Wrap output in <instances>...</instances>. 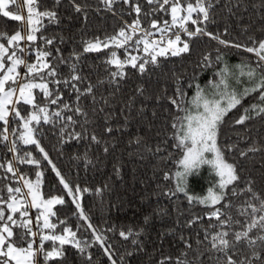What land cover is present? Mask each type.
<instances>
[{
    "label": "trees",
    "instance_id": "1",
    "mask_svg": "<svg viewBox=\"0 0 264 264\" xmlns=\"http://www.w3.org/2000/svg\"><path fill=\"white\" fill-rule=\"evenodd\" d=\"M190 2L195 3V0ZM210 2L212 8L209 9V21L197 25L188 22L186 26L190 30H195L196 27L206 28L221 39L248 47L256 46L253 45V40L264 39V0ZM40 3L41 11L51 9L57 12L58 22L49 23L45 19L44 27L37 33L38 39L35 42H20V47L25 48L27 54L16 49L17 54L33 63L37 48L51 52L48 61L56 68L57 76L46 77V82L53 92L50 99L56 95H60L62 99L56 105L48 104L49 113L61 109L67 103L72 109L82 108L86 116L65 110L63 116H73L75 124L53 117L48 124L41 121L40 125H33L37 129L36 139L52 162L49 164L35 145H24L17 139L23 129L19 128V120L14 118V114L10 115L8 140L0 142V165L5 166L0 167V200L9 201V187H20L22 193L26 194L19 176L35 181L37 171L43 173L40 184L43 198H64V204L53 206L56 215L51 220L57 224L55 233L62 234L64 227L71 228L85 251L80 252L66 244L63 246V256L51 259L47 264H111L104 249L95 242L93 229L104 238V245L109 248L116 264H160L162 260L164 264H176L177 257L188 264H217L218 258L223 259V254L211 249L212 235L221 230L228 231L227 238L231 240L233 234L242 231L246 222L251 220L250 216L240 215L239 209L246 207L245 202L251 195L241 190L248 187V182L251 181L253 190L264 197V116L255 117L250 112L249 115L254 118L243 125L235 123L245 108L259 103L256 99L258 93L244 97L241 104L228 113L219 129L218 143L226 160L236 167L240 176V181L234 185L239 194L232 196L229 193L225 201L216 206L226 213L223 219H227L229 215L233 218L223 228L218 221L207 216L212 209L195 202L190 205L183 193L171 194L175 192L174 174L181 170L177 162L183 155L181 149L173 147L177 143L174 138L177 129L172 125H179L177 117L185 115V112L171 103V99H177L182 108L193 112L195 107L191 104L192 98L196 96L198 89L204 93V90L213 87V82L220 80L216 73L222 70L224 64L249 63L255 66L257 58L243 49L220 45L208 36L189 39L180 32L181 40L190 45V53L175 57L170 54L159 56L158 63L149 62L145 65L144 73L126 65L123 78L113 77L111 73L117 69L106 62L112 51L121 60L127 59L128 54H131L138 58L137 64L150 61V55L143 51V44L135 43L143 33L137 32L125 47L116 48L112 45L99 52L84 53V42L95 41L97 38L103 41L131 24L137 19L132 7L135 4L142 8L139 17L141 27L153 32L149 39L160 41L162 34L151 29L150 22L155 19L162 26L164 20L171 21L170 14L153 11L158 5H148L146 0H131L129 4L117 0L111 10L101 0H60L59 5H55V0H40ZM74 5H79L81 11L77 12ZM10 7L13 11L17 10L15 6ZM23 14L27 15L26 9ZM193 18L202 19L195 13ZM17 30L26 34V28L22 29L20 22L0 15V32L11 36ZM177 31L178 28H172L164 34L165 40L174 39L173 33ZM40 36L52 39L53 43L46 44L44 39H39ZM0 43L8 46L5 37L0 36ZM74 54H79V59ZM206 54L210 55V61L204 62ZM217 55L222 57L220 61H217ZM73 66L75 74L80 75L81 80L71 81ZM18 71L23 77L26 69L21 66ZM53 79L61 83H52ZM65 80L69 81L67 87L63 83ZM20 82L26 81L21 79ZM72 84L81 92L91 86L92 92L77 100V92ZM244 85L243 88L237 86L235 90L239 93L250 86L247 79ZM177 89L183 93L182 99L177 96ZM34 93L37 94V102L43 106V95L39 90H34ZM17 107L25 117L32 111L30 106L22 103ZM4 127L3 122H0V132H3ZM13 128L17 129L15 134L12 133ZM61 128L65 129L63 133ZM109 128L110 132L107 131ZM73 133H80V137L74 139ZM92 136H96V141L92 140ZM12 141L16 142V153L8 150ZM253 147L258 150L248 151ZM29 152L40 161L39 167L14 159L16 156L25 157ZM242 152L245 155H241ZM8 161H12L17 170L16 176L6 171ZM52 165H55L73 190L77 186L89 189L80 194L78 202L93 229L88 228L85 221L80 219L72 197L59 183ZM201 166L205 168V173L210 172L208 167ZM200 170H194L193 173L198 177ZM166 173L169 176L167 180L164 179ZM203 179L202 190L196 196L206 195L207 189L215 183V177L211 181L206 177ZM97 189H101L100 194H97ZM13 195L21 198V194ZM227 202L231 203V207L223 208L222 205ZM252 203L259 206L258 201L253 200ZM0 208L4 209L6 219L11 214L6 203H0ZM248 211L251 212L250 209ZM28 212L33 221V231L39 232V228L35 226L37 209L29 208ZM260 214L257 213V216ZM14 218L19 220V213H15ZM61 220L65 223L60 224ZM236 220L240 223H235ZM3 223L4 221H0V224ZM129 229L133 234L124 240L119 233H127ZM14 231L18 246L26 247L27 242L19 239L23 230L15 228ZM259 235H264V231L259 228L250 233L252 239ZM27 239H34L33 247H39V235ZM133 240L136 241L135 244ZM55 246L60 247L58 241ZM52 247V241L44 242L45 251L52 250ZM253 250L261 256V260L254 261V264H264V242L259 240L252 247L241 242L235 249H230L229 254L234 252V258L242 259L250 257ZM89 256L91 260L88 259ZM165 257L172 259L165 260ZM36 261L37 264H46L43 254L38 255Z\"/></svg>",
    "mask_w": 264,
    "mask_h": 264
},
{
    "label": "snow or ice",
    "instance_id": "2",
    "mask_svg": "<svg viewBox=\"0 0 264 264\" xmlns=\"http://www.w3.org/2000/svg\"><path fill=\"white\" fill-rule=\"evenodd\" d=\"M101 2L108 10H111L112 6L117 3V0H101ZM130 2L131 0H123L124 4H129ZM146 2L148 5H158V8H154L153 11L166 12L171 16V21L164 20L162 26L155 19L150 22V28L162 34L160 41L149 39L153 35V32L141 27L142 22L139 17L142 13V8L139 4H135L132 7L133 11L136 13L137 19L133 20L131 24H127L124 28H121L117 34L107 37L103 41L97 38L95 41L84 42V53L99 52L112 45L116 48L125 47L137 32L143 33L135 43L137 45L143 44V51L150 55V61L145 60L137 64L138 58L136 56H131L122 61L117 57L116 52L112 51L110 58L106 62L109 65H114L117 69L115 72L111 73L113 77L119 76L123 78L125 76L124 68L126 65H130L132 68L138 69L140 73H144L146 71L145 65L149 62L152 64L158 63L157 58L159 56H167L170 54L175 57L190 53V45L187 41L181 40L180 32L187 35L189 39L198 36H208L210 39L216 40L220 45L243 49V51L247 53L254 54L257 58L255 66L249 63H241L236 66L239 69V75L236 76L237 83H240L241 77H245L250 85L245 87L242 92L238 93L228 83V78L234 74L226 66L216 73V75L220 77V80L212 84V86L217 89L215 95H218L219 99L209 100L203 96L202 90L198 89L196 96L191 100V104L197 109L195 113L182 108L177 99H171V103L175 105L178 110L185 112L183 117H177L179 125H177V123H173L172 125L174 129H177L174 136L177 143L173 145V147L181 149L183 155L177 162L182 170H178L174 174L175 192L171 194L183 193L190 205L195 202L212 209L207 213V216L210 219L214 218L218 221L221 228H223V226L232 222L233 218L229 215L227 219H223L222 217H224L226 213L222 211L221 207L216 206L221 205L222 201H225L229 193L232 196L239 194L234 185L240 181V176L238 175L236 167L226 160L225 154L218 143V133L228 113L240 105L244 97L253 93H258L256 99L259 103H253L249 108H245L243 114L235 120V123L243 125L247 120L254 118V116H264V39L258 41L253 40L252 43L256 46L248 47L221 39L219 35L207 31L206 28L196 27L195 30H190L186 26L188 22L192 25H197L198 23L203 24L209 21V9L212 8L210 0H195V3L190 2V0H183V2L182 0H146ZM59 3L60 0H55V5H59ZM10 6H15L17 10H11ZM74 6L77 12L81 11L79 5ZM40 7V0H22V3L21 0H0V15L12 21L20 22L22 29L26 28V34L21 30H17L11 36H7L6 33L0 32V36L7 39L8 45L6 47L3 43H0V122H3L5 126L3 132H0V142L8 140L9 116L14 114V118L19 120V128L23 129V131L19 133L17 139L24 145H35L39 152L43 154L44 160H47L48 163L51 164L52 162L49 160L48 154L36 139L35 134L37 129L33 125H40L41 121H43L44 124H48L52 122L53 117L59 118L60 120L66 119L68 123L75 124L76 121L73 116H67L65 118L63 112L65 110L74 111L76 115L85 116L86 113H84L83 109L80 107L72 109L67 103H64L61 109L49 113L48 104L56 105L58 101L62 99L60 95H56L55 98L50 99L53 96V92L49 89V83L46 82V77L55 78L57 76L56 68L52 67L48 61V57H50L52 53L37 48L35 52V62L33 63H29L17 54L16 49L21 53L27 54L26 49L20 47V42L22 40L35 42L38 39L37 33L44 27L45 19H47L49 23L58 22L57 12L55 10L45 9L41 11ZM24 9H26L27 15L23 14ZM194 13L197 14L198 17H202V19H194ZM172 28H178L179 31L173 33L174 39H167L165 46L164 34L168 33ZM39 39H44L45 43L48 45L53 43L52 39H45L43 36H40ZM10 49L12 50L10 51ZM74 55L79 59V54ZM216 59L220 61L222 57L217 55ZM5 61L9 63L6 64ZM203 61H210V55H204ZM21 66L26 69L23 77L18 71ZM73 73L71 81L82 79L80 75L75 74V66H73ZM37 78H39V82H37ZM21 79H24L26 82H20ZM51 82L55 84L61 83V81L57 79H53ZM63 83L67 87L69 81L65 80ZM12 85H16V87H12ZM71 86L77 92V100H79L82 95L92 92L91 86L83 92H81L75 84ZM34 90H39V93L43 95L45 99V104L43 106L37 102V94L34 93ZM177 96L182 99L183 93H181L179 89H177ZM21 103L30 106L32 109V111L28 112L26 117L22 115L17 107V105ZM200 109H202V111H200ZM250 112L253 113L254 116L249 115ZM65 127H67V124ZM64 130V128H61L62 133ZM16 131L17 129H12L13 134H15ZM107 131L110 132L111 128L107 129ZM72 136L74 139L79 138L80 133H73ZM96 139V136H92L93 141H96ZM8 150L13 153L18 151L15 141H12L11 147H9ZM229 150H231V146H229ZM257 150L258 149L254 147L248 149V151L253 152ZM209 153L211 154V158L206 156V154ZM241 155H245V153L242 152ZM25 157L16 156L14 159L18 160L20 163L32 164L39 167L40 161L33 158L32 153H26ZM201 165H209L212 173H214L217 179L215 183L207 189L206 195H191L188 191L187 178L194 170H198ZM0 167L5 166L0 165ZM6 171L16 176L17 170L14 168L12 161L7 162ZM52 171L55 172L59 179V183L67 191L68 195L72 197V202L76 206L80 219L85 221L88 228L93 229L81 204L78 202L80 194L82 192H88L89 189H80L77 186L75 190H73L61 173L56 169L55 165H52ZM42 176L43 173L41 171L36 172L35 181L28 180L23 175L19 176V180L23 181V186L28 190L27 193H22L20 187H9V201L0 200V203H6L9 213H11L8 214L5 219V211L3 208H0V221H4L3 224H0V264H37L36 257L40 254H43L47 264V261L63 256V246L66 244L72 245L80 252L85 251V248L81 246V241L76 238V232H73L71 228L64 227L62 234L55 233L57 224L53 223L51 220V217L56 215L53 211V206L62 205L65 203V200L63 197L58 196H53L50 199L43 198L40 192ZM164 179H169L167 173ZM251 183L252 182L249 181V186L241 190L251 195L245 202L246 207L239 209L240 215L251 217L250 222H246V227L242 231H236L231 240L227 238L229 232L223 230L218 231L211 237V249L223 254V259L221 260L218 258L217 264H254V261L261 260L260 254L255 250L252 251L250 257L242 259L234 258V252L231 255L229 254V250L235 249L237 244L241 242H246L249 247L256 245L257 240L264 242V235H259L256 239L250 237V233L253 229L259 228L264 231V197L253 190ZM96 192L100 194L101 189H97ZM13 193L21 194V198L13 195ZM27 197L31 198L30 201ZM253 200L259 202L258 207L256 204L252 203ZM222 207L230 208L231 203H224ZM29 208L38 210L35 226L39 228V232L33 231V221L29 217ZM248 209L251 210L250 213ZM15 213H19V220L14 218ZM257 213L261 214L257 216ZM234 222L237 224L240 223L239 220ZM64 223L65 221H60V224ZM15 228L23 230L19 239L27 242L26 247L18 246L16 243ZM45 230L48 231L46 232ZM132 234L131 229H129L127 233L124 231L119 233L124 240H127ZM38 235L40 244L39 247L34 248L33 245L35 240H28L27 238H35ZM137 235L139 234L137 233ZM93 236L95 242L104 249L111 264H116V261L112 259L109 248L104 245V238L97 234L95 229H93ZM45 241L53 242L52 250L45 251ZM57 241L60 245L59 248L55 246V242ZM132 242L134 244L136 243L135 240ZM187 246L191 247L190 245ZM182 255H186V253H182ZM88 259L91 260V256H89ZM171 259V257H165V260ZM160 264H164V260H162ZM176 264H188V262L180 260V258L177 257Z\"/></svg>",
    "mask_w": 264,
    "mask_h": 264
},
{
    "label": "rangeland",
    "instance_id": "3",
    "mask_svg": "<svg viewBox=\"0 0 264 264\" xmlns=\"http://www.w3.org/2000/svg\"><path fill=\"white\" fill-rule=\"evenodd\" d=\"M23 12H24V10H23ZM167 39L164 41L165 46H166ZM131 56H135V55L128 54V58H130ZM5 63L7 64L9 62L8 61H5ZM226 66L234 74V75H232V76H230L228 78V83L231 85V87L234 88V89H236L237 86H241L243 88L245 86L244 85V82L246 81V78L245 77H241L240 78V83H237L236 76L239 75V69L236 67L237 65H235L234 63H226V64H224L222 66L221 69H224ZM217 82L218 81L213 82V83H217ZM212 84H211V86H212ZM15 87H16V85H15ZM221 87H223V86H221ZM216 91H217V89H215L214 87H211V88L209 87V89L204 90V93H202V94H203L204 97H206L209 100L219 99V96L218 95H215ZM192 110H193V113H195L197 111L196 108H194ZM200 111H202V109H200ZM206 156L208 158H211V154L210 153L209 154H206ZM204 166L208 167L209 170H210V172H206L205 173V168H202V166H200V169L201 170L199 171V174H198L199 176L198 177L194 173H192L187 178L188 191L190 193H193L194 195L200 194V192L202 190V186L204 185V179L203 178L206 177L209 181H211L215 177L214 173H212V171H211L210 166L209 165H204ZM212 175H214V177ZM216 179L217 178L215 177V181H216ZM25 190H26V192L28 191L27 188ZM27 199L30 201L31 198L30 197H27ZM30 210H32V208H30ZM37 214H38V210H37ZM41 223H42V221H41Z\"/></svg>",
    "mask_w": 264,
    "mask_h": 264
}]
</instances>
